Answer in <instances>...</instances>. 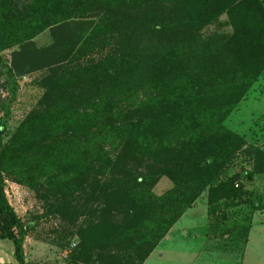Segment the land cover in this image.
Wrapping results in <instances>:
<instances>
[{
	"label": "trees",
	"instance_id": "obj_1",
	"mask_svg": "<svg viewBox=\"0 0 264 264\" xmlns=\"http://www.w3.org/2000/svg\"><path fill=\"white\" fill-rule=\"evenodd\" d=\"M222 15L232 33L203 47L201 31ZM45 30L52 43L36 48ZM12 48L9 72H44L43 94L5 145L0 125V170L71 174L94 194L111 176L109 189L131 199L125 264H141L202 193L208 220L245 195L237 176L220 179L245 145L222 122L264 77L263 0H0V51ZM163 176L173 187L155 203ZM247 194L263 212V197ZM27 234L0 187V239L15 264Z\"/></svg>",
	"mask_w": 264,
	"mask_h": 264
},
{
	"label": "rangeland",
	"instance_id": "obj_2",
	"mask_svg": "<svg viewBox=\"0 0 264 264\" xmlns=\"http://www.w3.org/2000/svg\"><path fill=\"white\" fill-rule=\"evenodd\" d=\"M231 33L228 19L222 15L201 31L203 47L215 49ZM32 43L36 48L49 46L50 30L37 35ZM16 49L0 51L3 145L13 138L43 94L40 81L44 72L19 77L9 72L11 53ZM188 50L184 52L189 54ZM222 126L241 137L245 145L224 167L220 179L237 176L245 195L220 201L218 211L208 220L206 192L202 193L141 264H264L263 212L252 213L247 205L252 201L247 193L261 195L264 205V77L251 86ZM51 176L33 181L0 170L4 199L28 229L23 243L25 264H125L127 237L121 228L131 199L124 200L121 191L109 189L111 176L100 178L97 194L71 174ZM172 187L169 178L161 177L150 188L153 201L160 203ZM140 221V216L130 213L127 222L136 227ZM0 263H16L9 240L0 239Z\"/></svg>",
	"mask_w": 264,
	"mask_h": 264
},
{
	"label": "crops",
	"instance_id": "obj_3",
	"mask_svg": "<svg viewBox=\"0 0 264 264\" xmlns=\"http://www.w3.org/2000/svg\"><path fill=\"white\" fill-rule=\"evenodd\" d=\"M255 215H253V217H254ZM262 216H264V211H263V215ZM251 231H252V229L250 228V231H249V233H248V236H247V243H248V238H249V234H251Z\"/></svg>",
	"mask_w": 264,
	"mask_h": 264
}]
</instances>
